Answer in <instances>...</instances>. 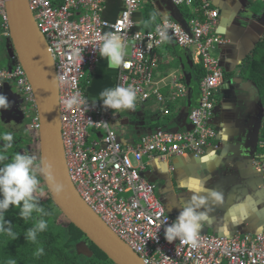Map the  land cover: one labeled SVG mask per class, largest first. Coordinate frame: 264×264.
Returning a JSON list of instances; mask_svg holds the SVG:
<instances>
[{"label":"built area","instance_id":"2783aa9c","mask_svg":"<svg viewBox=\"0 0 264 264\" xmlns=\"http://www.w3.org/2000/svg\"><path fill=\"white\" fill-rule=\"evenodd\" d=\"M122 11L115 23L103 19L108 0H29L38 29L45 37L54 59L60 94V118L65 157L70 178L84 202L138 254L145 264H264V232L237 235L233 239L199 233L198 243L164 239V224L174 220L157 195L156 184L145 177L149 162L200 154L217 138L211 125L216 98L225 77L219 60L212 57L216 44L225 45L215 35L219 10L214 0H201L204 16L192 19L187 31L180 22L164 20L167 36L184 49H194L202 57L205 76L201 81V101L191 110V131L157 130L144 134L137 143H124L112 126L116 111H104L99 105L90 110L87 97L90 74L101 61L99 45L105 34H120L124 41V61L116 85L132 86L139 101H147L152 92L154 72L158 68L156 50L165 41L154 31L135 30L134 16L143 0H121ZM177 6H192L196 0H172ZM264 3V0H255ZM0 38L10 37L6 0H0ZM127 47L131 53L127 54ZM16 83L18 91L34 115L31 131L40 123L33 87L22 67L0 71V88ZM179 95L186 88L178 85ZM79 93L81 103L71 108L66 100ZM160 100L162 98H159ZM90 129L102 132L99 141L91 139ZM264 180V155L257 164Z\"/></svg>","mask_w":264,"mask_h":264},{"label":"crops","instance_id":"0c3cea01","mask_svg":"<svg viewBox=\"0 0 264 264\" xmlns=\"http://www.w3.org/2000/svg\"><path fill=\"white\" fill-rule=\"evenodd\" d=\"M213 4L220 13L215 35L225 43H217L212 53V57L219 60L225 76L211 119L217 138L200 154L170 157L166 162L145 158L150 163L145 177L159 187L157 195L174 221L180 204L189 200L196 189L205 188L218 192L221 199L210 200L203 209L208 219L200 233L206 229L208 234L224 238L235 234L256 235L264 232L263 183L256 173L257 164L264 155V106L253 107L250 111L253 116L244 109L239 113L234 101L239 94L234 80H243L247 89L255 90L256 86L264 103V83H261L264 81V3L255 0H214ZM177 7L187 23L205 15L201 0L194 1L190 7ZM153 14L155 21L151 20ZM136 18L143 32H151L147 30L164 20L179 22L162 0H143ZM156 55L158 68L149 88L151 98L147 101L137 99L135 110H121L113 115L112 126L126 144L137 143L149 130H193L189 116L185 125L184 115L186 112L190 115L201 101L198 68L201 66L204 69L202 57L194 49L178 46L171 38L156 50ZM258 56L263 60L255 63ZM95 73L90 74L89 86ZM178 85L186 88L184 96L179 95ZM189 89L192 90L190 94ZM1 93L8 96L6 89ZM248 97L251 99L252 95ZM257 113L263 116V120L253 152L247 143L238 142L234 135L242 129L247 130L252 122L250 118ZM102 135V132L91 131L93 141H99Z\"/></svg>","mask_w":264,"mask_h":264},{"label":"water","instance_id":"95a60500","mask_svg":"<svg viewBox=\"0 0 264 264\" xmlns=\"http://www.w3.org/2000/svg\"><path fill=\"white\" fill-rule=\"evenodd\" d=\"M167 8L172 12L174 19L179 21L183 27L189 31L187 22L180 16L178 7L171 0H162ZM121 0H109L103 19L115 23L117 17L122 11ZM6 8L9 16L10 37L7 39V48L9 56L13 60V64L8 66L11 72L16 67H22L33 87L34 102L40 123V129L35 132L37 140H39V154L41 162H47L53 165L54 174L60 183L64 185V191L57 195L51 190L47 177L41 175L48 193L50 194L54 204L59 208L65 217L67 224H74L87 239L101 250L115 264H145L141 257L136 254L130 246L115 234L106 223L84 202L79 192L71 181L67 161L65 157V149L63 145L61 118H60V94L57 73L54 59L49 51L48 43L38 29L34 15L31 11L29 0H6ZM134 20L137 21L136 16ZM110 16L112 18H110ZM136 18V19H135ZM135 30H140L137 22ZM2 42L3 39H0ZM227 45V44H226ZM119 69H109L107 67V59L101 58L97 66L96 73L87 89V97L97 99V105L102 103L99 101V93L105 88H111L116 85ZM234 83L237 87L238 96H235L236 110L239 113L248 112L255 106H264L260 91L255 86V90L247 89L243 80ZM239 84V85H237ZM241 84V86H240ZM6 89L8 100H12L11 106L14 105L13 112L22 117V111L19 106L22 105L24 99L12 90L10 83H5L0 88V93ZM189 89V94L191 93ZM236 88L232 91L234 93ZM251 94V99L248 95ZM18 116H13L17 119ZM189 113L184 115L185 125L187 124ZM250 124L246 129H242L234 135L238 142H245L249 148L255 152L258 142V132L263 120V116L257 113L250 118ZM255 121V122H254ZM257 121V122H256ZM184 126V125H181ZM249 129V131H248ZM253 129V130H252ZM161 130V129H158ZM157 130H149L152 133ZM175 131H180L178 128ZM33 133V132H32ZM144 135V134H143ZM103 136V135H102ZM254 162V161H253ZM261 177L262 174L256 170ZM263 185L261 189L264 192ZM168 213V211H167ZM169 214V213H168ZM202 234H208L205 229ZM237 236L228 237L233 239ZM78 253H83L89 257L93 255L86 242H82L77 246Z\"/></svg>","mask_w":264,"mask_h":264},{"label":"clouds","instance_id":"9594fccd","mask_svg":"<svg viewBox=\"0 0 264 264\" xmlns=\"http://www.w3.org/2000/svg\"><path fill=\"white\" fill-rule=\"evenodd\" d=\"M155 14L151 20L155 21ZM188 24V23H187ZM167 24L163 28L157 27V32L161 41H166ZM99 56L107 59L109 69H119L124 61V41L120 34H105L102 37V43L99 45ZM125 66H127L125 64ZM224 72V70H223ZM225 77V76H224ZM100 107L104 111L114 110H135L137 102V91L132 86L115 85L111 88H105L99 93ZM90 110L97 107V99H91ZM79 93L72 95L66 100V106L71 108L81 103ZM11 102L7 96L0 93V110H8ZM14 137L12 133H5L0 136V162L8 160L5 154L13 146ZM47 177L51 190L60 195L65 189L64 185L57 181L53 165L47 162H41L37 166L33 156L16 152L11 160L0 166V233H7L13 239H16V233L13 232L11 222L5 219V214L10 207L18 209V216L24 221H29L33 213L48 215L40 205L35 193L38 191L40 176ZM221 196L218 192L210 189H196L190 199L183 201L179 206V214L171 224H164V239L172 243L179 239L183 242L190 243L193 247L197 246L198 236L203 223L208 219L207 212L204 211L207 203L219 201ZM48 222L39 219L32 227L25 232V239L32 243L37 242L38 234L47 230ZM44 254L43 246L37 248L34 253L39 257ZM9 264H16L14 260Z\"/></svg>","mask_w":264,"mask_h":264},{"label":"trees","instance_id":"16d2710c","mask_svg":"<svg viewBox=\"0 0 264 264\" xmlns=\"http://www.w3.org/2000/svg\"><path fill=\"white\" fill-rule=\"evenodd\" d=\"M187 13L189 14V11ZM156 26L157 24L155 23L147 31L154 30ZM7 39L8 38L3 39L0 44V71L8 69V66L13 64V60L9 56V49L6 47ZM261 60H263V57L258 56L254 62H262ZM198 74L200 75L199 82H201L205 76V70L201 66L198 68ZM261 83H264V81ZM13 85H15L18 90L16 83L11 84L12 87ZM22 99H24V103H29L25 98L22 97ZM9 132L12 133L14 137L13 146L5 153L8 156V160L0 162V166L8 163L16 152L21 153L27 151V153H29L28 149L34 141V138L30 136L28 131L24 128H20L17 131L12 129L6 130L3 129L2 124H0V136ZM3 143L6 142L0 141V145ZM41 184H43V181L40 178L38 190L40 192L43 190L47 191V189L44 188L45 186L43 187ZM37 198L48 215H41L34 212L32 218L26 222L19 218V210L14 207H10L9 211L5 214V219L11 222V227L13 232L16 233L17 238L13 239L7 233H0V264H9L11 260H14L16 264H115L101 252L97 246L90 242L85 234L76 228L74 224H67L66 221L64 224L59 222L60 217L64 220L66 219L62 213L59 212V208L54 204L48 191L46 199ZM39 219L46 220L48 222V227L46 231L38 234L37 242L32 243L25 239V232ZM82 242H86L93 252L91 257L83 253H78L77 246ZM40 246H43L44 254L37 257L34 253Z\"/></svg>","mask_w":264,"mask_h":264},{"label":"rangeland","instance_id":"374dc122","mask_svg":"<svg viewBox=\"0 0 264 264\" xmlns=\"http://www.w3.org/2000/svg\"><path fill=\"white\" fill-rule=\"evenodd\" d=\"M0 27H1V21H0ZM0 39H2V38H0ZM2 42L0 41V44H1ZM127 54H130L131 53V47H127ZM4 84V83H3ZM12 91L15 93H17L18 95H20L21 97H23V95H22V93H20L18 90H17V88L15 87V85H13V87H12ZM30 105H31V103H25V104H23V105H21V106H23L24 108H22V107H20L19 106V108H21L22 109V112H24V114H25V117L27 116V112L25 111L26 109H30L31 110V108H30ZM28 113H29V117H26V120H25V122H26V125H25V127H24V120L22 121V122H18V121H16V120H14V118H11V117H7V116H5V114L3 113V111H1L0 110V124H2V126H3V129H8V130H14V131H17V130H19L20 128H24L25 130H27L28 131V133H29V135L30 136H32L33 138H34V141L31 143V146L29 147V149H28V152L29 153H27V151H23V152H21L22 154L24 153V154H28V155H31V156H33L34 157V159H35V161H36V164H37V166H39L40 164H41V159H40V154H39V140H37V138H36V135L34 134V133H32V131H31V129H30V126L28 125V124H31V122H32V120H33V117H34V115L30 112V111H28ZM6 117V118H5ZM28 118V119H27ZM23 123V124H22ZM22 126V127H21ZM92 131V129H90V132ZM100 133V132H99ZM22 134H23V132H22ZM28 135V134H27ZM28 135V136H29ZM99 135H101V134H99ZM23 136H24V134H23ZM40 185V184H39ZM41 185H43V187H44V184H41ZM39 187V186H38ZM45 189H46V187H44ZM35 195L37 196V197H39V198H44V199H46L47 198V191H45V190H43V191H37L36 193H35ZM59 210V209H58ZM59 212H60V210H59ZM59 222L60 223H62V224H64L65 223V220L62 218V217H60L59 218Z\"/></svg>","mask_w":264,"mask_h":264},{"label":"flooded vegetation","instance_id":"af4514ba","mask_svg":"<svg viewBox=\"0 0 264 264\" xmlns=\"http://www.w3.org/2000/svg\"><path fill=\"white\" fill-rule=\"evenodd\" d=\"M23 104H25L24 102L22 103V105ZM20 107H22V108H24L23 106H20ZM14 108V105H12L8 110H1V111H3V113L5 114V116H7V117H11V118H14L13 116H18L17 114H16V112H13L12 110H14L13 109ZM21 109V108H20ZM21 111H22V109H21ZM26 112H27V116L26 117H29V113H28V111H30V109L28 108V109H26L25 110ZM19 117V116H18ZM26 117H25V114H24V112H22V117H19L18 119H17V121L18 122H22L23 120V122H25V120H26ZM6 118V117H5ZM28 119V118H27ZM14 120H16V118H14ZM24 125H26V123H24ZM29 125V124H28ZM156 187H157V194H158V192L160 191V189H159V187L156 185Z\"/></svg>","mask_w":264,"mask_h":264}]
</instances>
